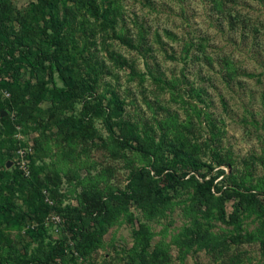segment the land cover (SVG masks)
I'll return each mask as SVG.
<instances>
[{
	"label": "trees",
	"instance_id": "1",
	"mask_svg": "<svg viewBox=\"0 0 264 264\" xmlns=\"http://www.w3.org/2000/svg\"><path fill=\"white\" fill-rule=\"evenodd\" d=\"M97 1L38 0L25 15L17 17L12 13L11 1L0 0V53H5L0 54V88L10 93L9 101L0 100V153L3 148L9 150L15 142L20 143L14 140L16 131L9 117H1L4 111H15L25 127L42 129L41 138L46 137V130L56 127V136L68 145L78 140L95 144V139L100 136L94 123L101 120L112 154L121 158L126 157V152L138 155L145 159L144 165L129 169L128 183L123 190L110 185L101 190L86 187L80 193L78 207L66 205L61 208L55 202V195L49 194L54 200L53 206L44 201L43 188L47 182L54 181L52 175L41 177L40 168L35 167L36 160H42L38 153L30 158L29 179L22 177L16 168L5 169L2 161L0 264H77L79 257L90 258L92 252L102 247L103 236L110 227L117 223L132 226L135 220L138 224L131 234L133 245L126 254V264H171L167 245L164 246L161 240L152 245L155 234L149 226L156 219L160 222L172 210V197L166 195L164 188L176 196L183 190L189 200L182 209L189 225L182 227L178 234L180 238L172 243L178 248L180 261L193 248L220 254L228 251L226 234L231 237L236 234L241 242L258 241L264 250V156L251 157L245 162L244 171H239L232 158L218 150L220 134L211 115L197 111L191 102L183 101L189 109H185L186 121L183 123L172 117L157 126L140 128L137 123L125 119V101L109 85L100 90L102 67L79 53L76 44V32L81 37L88 30L90 35L87 37L93 38L98 32L111 30L122 45L138 50L126 36L115 31L119 18L111 0ZM11 20L15 24L7 23ZM10 35L14 38L10 39ZM115 60L122 68L127 66L126 60ZM25 68L29 70L26 72L30 80L24 78L26 72L22 69ZM9 78L12 81L9 82ZM56 79L61 82V87L56 85ZM153 80L168 85L159 78L153 77ZM174 86L168 88L173 90ZM201 94L200 90L191 88L189 98L193 96L203 103ZM47 98L52 105L41 111L38 106ZM80 103L78 116H64V111ZM193 116L199 123L203 116L208 123L210 137L203 144L204 150L197 145L191 132L195 126ZM214 141L217 144L212 147ZM35 144L40 147L38 141ZM201 152L210 154L209 159L203 161ZM5 158L7 161L8 155ZM257 161L263 167V175L254 178L255 171L251 168ZM223 165L231 172L226 173L220 168ZM17 191L26 194L24 203L29 214L18 212L13 201ZM229 200L234 201L230 213L226 209ZM130 205L140 210V217L133 216ZM50 212L59 213L66 219L63 227L58 229V232L65 229L64 235L61 234L57 241L45 240L48 235L44 219ZM252 217L258 222L256 237L244 228V221ZM27 219L39 224L36 232H28L37 247L30 251L26 245L23 254L17 256L8 232L22 231ZM216 223L226 227L219 235L212 231ZM226 264L244 263L233 258Z\"/></svg>",
	"mask_w": 264,
	"mask_h": 264
},
{
	"label": "rangeland",
	"instance_id": "2",
	"mask_svg": "<svg viewBox=\"0 0 264 264\" xmlns=\"http://www.w3.org/2000/svg\"><path fill=\"white\" fill-rule=\"evenodd\" d=\"M10 1L12 13L18 17L25 15L38 0ZM111 6L119 18L115 31L126 36L131 44L138 46V50L122 45L111 30L98 32L93 38L87 37L90 35L88 30L81 37L77 32L75 36L79 53H84L86 59L92 63L95 61L103 69L100 90L109 85L125 101V119L137 123L140 128L157 126L172 117L183 123L186 121L185 109L189 111L183 101L191 102L197 111L211 115L220 134L218 150L229 155L239 171H244L245 162L251 157L264 156V0H111ZM73 10L76 11L77 6ZM13 21L7 23L15 24ZM13 38L10 35V39ZM117 58L126 60L127 66L122 68L116 62ZM25 69L22 71H29ZM153 77L169 86L157 83ZM24 78L30 80L28 72ZM56 81L61 87V82ZM173 84V90L168 88ZM191 88L201 91L203 103L193 96L189 98ZM9 99L8 90L0 88V100L7 102ZM51 105L47 98L38 108L45 111ZM81 107V103L75 105L64 111V116H78ZM4 112L14 124L15 134H21L19 144L22 147L31 145L33 153L30 158L35 153L42 157L35 162V167L41 170V177L53 176L54 182H47L43 189L55 195L58 207H78V198L86 187L101 190L110 185L123 190L128 183L129 169L144 165L145 159L138 155L126 152V157L121 158L112 154L101 120L94 123L100 136L95 139V144L78 140L68 145L56 136V127L46 130V137L41 138L42 129L31 130V126L25 127L20 122L15 111ZM193 120L195 126L191 132L197 145L204 150L203 144L210 137L208 123L203 116L201 123L194 116ZM15 144L9 150L3 148L0 153V163L3 161L7 170L16 168L15 149L19 144ZM216 144L214 141L212 147ZM7 155L9 159L6 161ZM209 155L201 152L202 160H208ZM253 166L254 178L262 176L260 163L257 161ZM220 168L226 173L231 172L226 165ZM162 183L165 185L164 181ZM164 192L172 197V210L160 222L156 219L149 226L155 234L152 245L160 240L167 245L171 264H226L233 258L244 264H264V250L260 243L241 242L236 234L232 237L226 234L228 251L220 254L193 248L180 261L178 248L172 243L180 238L178 234L182 227L189 225L182 211L189 200L183 190H179L177 196L170 189L164 188ZM24 196V192L17 191L13 198L22 215L29 214ZM233 207L234 201L229 200L227 212L230 213ZM129 211L140 217V210L134 205H130ZM137 224L135 220L132 226L117 223L110 227L103 236L102 247L92 252L90 258L79 257L77 264H126V254L133 245L131 234ZM38 226L36 221L27 219L22 231L8 232L17 256L23 254L26 245L30 251L37 247L28 232H36ZM257 227L258 222L253 217L244 221V228L253 237L257 235ZM45 229L46 241H57L65 232L63 229L56 234L51 225ZM223 229H226L224 225L216 223L212 231L219 235Z\"/></svg>",
	"mask_w": 264,
	"mask_h": 264
},
{
	"label": "built area",
	"instance_id": "3",
	"mask_svg": "<svg viewBox=\"0 0 264 264\" xmlns=\"http://www.w3.org/2000/svg\"><path fill=\"white\" fill-rule=\"evenodd\" d=\"M19 130V128L17 127ZM17 140L21 141L22 137L21 134L18 133V136L16 134ZM19 141V142H20ZM33 150L31 145H27L22 147L21 144H19L16 147L15 150V165L18 171L21 173L22 177L25 179L30 178L31 176V169H30V156L32 155ZM42 195L44 197L45 203H47L49 206H53V201L50 198V195L47 190L42 191ZM65 222V219L63 215L56 213V212H50L44 219L45 226L51 225L53 228V231L57 234L58 229L63 227V224ZM26 228H24L25 230ZM76 255V254H75Z\"/></svg>",
	"mask_w": 264,
	"mask_h": 264
},
{
	"label": "water",
	"instance_id": "4",
	"mask_svg": "<svg viewBox=\"0 0 264 264\" xmlns=\"http://www.w3.org/2000/svg\"><path fill=\"white\" fill-rule=\"evenodd\" d=\"M6 113H2L1 117L5 116Z\"/></svg>",
	"mask_w": 264,
	"mask_h": 264
}]
</instances>
